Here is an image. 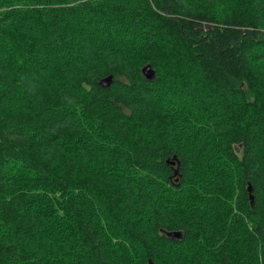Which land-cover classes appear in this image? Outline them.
<instances>
[{"label": "trees", "instance_id": "obj_1", "mask_svg": "<svg viewBox=\"0 0 264 264\" xmlns=\"http://www.w3.org/2000/svg\"><path fill=\"white\" fill-rule=\"evenodd\" d=\"M0 264H264V0H0Z\"/></svg>", "mask_w": 264, "mask_h": 264}, {"label": "water", "instance_id": "obj_2", "mask_svg": "<svg viewBox=\"0 0 264 264\" xmlns=\"http://www.w3.org/2000/svg\"><path fill=\"white\" fill-rule=\"evenodd\" d=\"M141 73H142V77L147 79V80H152L155 76V71L152 68V66L148 63L144 64L141 68ZM112 75H107L106 77L100 79L99 81V85L101 87H109L111 82H112ZM172 163H174L172 161ZM251 191V187L248 185L247 187V192L250 194ZM250 199H252V195L249 196ZM163 234H165L167 237L172 238V239H178L182 236V232L180 230H172V231H166V230H162Z\"/></svg>", "mask_w": 264, "mask_h": 264}]
</instances>
